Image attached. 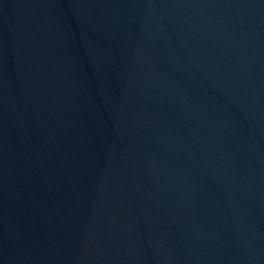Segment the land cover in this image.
<instances>
[{"label":"water","instance_id":"obj_1","mask_svg":"<svg viewBox=\"0 0 264 264\" xmlns=\"http://www.w3.org/2000/svg\"><path fill=\"white\" fill-rule=\"evenodd\" d=\"M0 264H264V0H0Z\"/></svg>","mask_w":264,"mask_h":264}]
</instances>
